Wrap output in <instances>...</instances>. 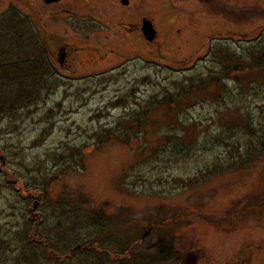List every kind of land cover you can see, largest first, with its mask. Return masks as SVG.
Listing matches in <instances>:
<instances>
[{
	"label": "rangeland",
	"instance_id": "1",
	"mask_svg": "<svg viewBox=\"0 0 264 264\" xmlns=\"http://www.w3.org/2000/svg\"><path fill=\"white\" fill-rule=\"evenodd\" d=\"M17 15L45 69L37 102L0 117V239L45 218L58 232L76 208L109 220L91 237L110 261L81 246L93 263L264 264V137L250 135L264 129V71L220 70L264 54V0H0V18ZM74 255L63 263L84 264Z\"/></svg>",
	"mask_w": 264,
	"mask_h": 264
},
{
	"label": "trees",
	"instance_id": "2",
	"mask_svg": "<svg viewBox=\"0 0 264 264\" xmlns=\"http://www.w3.org/2000/svg\"><path fill=\"white\" fill-rule=\"evenodd\" d=\"M30 28V23H28L27 20L24 21V18H21L18 15L14 17L9 16L6 18H0V117H14L19 115V112L22 108H31L33 104L37 102L36 100L39 99L42 93L38 92L39 89L35 84L37 82L33 81V77L36 76L33 75V73L42 74L45 69V66L43 65L45 64V58H43L44 56L41 54L36 55L35 51L32 52L33 49L27 45L31 35ZM1 48L6 49L2 50ZM30 52L32 53L29 56L28 54H30ZM254 62L255 63L252 64H244L245 66L232 65L234 70L231 69L228 64L222 62L224 66L222 65L220 70L223 71L225 78H228L232 73H235V79L237 74L247 72L248 70L253 72L256 69L258 71H261L262 69L264 71V54L258 57ZM22 70H25L28 74H30L31 79L28 76H26L28 79L23 78ZM220 79V77L214 76L212 81L221 85L222 81ZM42 81H39V88ZM172 100L175 102L174 97H172ZM245 121L251 124L248 118L245 119ZM136 126L138 128L140 125L138 123L137 125L136 123L133 124V129L137 130ZM248 126L249 128H252V125ZM240 128H242V126H238V129ZM234 129H236V127L230 126V128H228V130ZM263 130V127L259 129V133L255 132L254 130H250V135H252L251 138L264 137V134L262 133L264 132ZM109 136L110 134L108 133V137H105V139H109ZM169 140L170 139L167 137L166 143H168ZM260 141L262 142L260 144L264 145V139ZM191 143L193 144V142L190 141L187 145H190ZM101 144H103V142H100L99 146ZM246 146H244V148H246ZM234 147L235 148H230L229 146V149L226 150L228 160L232 159L227 168H232L239 161L237 158L234 159L232 157V152L236 151L238 147L242 150L244 149L240 146L237 147V145ZM248 148L250 147L248 146ZM222 162L219 168L224 167L225 162L228 163L227 160H225L223 163ZM225 170L226 168H224L223 172ZM215 173L217 174V170ZM199 179H201V181L205 180V178ZM72 209L74 210V214L75 212L77 213L76 208ZM73 212H71L72 214L70 213L71 215L66 216L68 219L72 217L73 221L71 220V223L67 227L61 228L58 232L50 231V229L48 230L47 227L49 221H47V218L43 219L41 223L38 224L35 231L40 238L37 241L29 239V234L33 231L27 222L23 227L22 224H18L13 228L11 227L8 231L4 230V237L0 239V247L2 248L0 250V264H65V262L63 263V260L68 262L70 257L72 258L75 256L74 254H82L80 257L82 259L81 262L88 264L93 261V259H90L89 255L95 254L102 257V255L105 253L107 254L106 256L110 261L106 245L104 248V244L97 241L98 236L102 237V233L109 226V220H107L106 214L94 213L91 215L86 214L83 210H79L78 215L81 217V219L77 221L74 219ZM57 220L60 223L62 217H59ZM65 220L66 224H68L67 219ZM82 227H84L85 236H89V239H86L83 242L69 243V240L68 242H64L63 237L67 236V233L65 232L67 229L73 228V230H75ZM94 234L97 238L95 240L91 237ZM170 240L171 241L168 242L166 241V237H164L160 241L161 245H158L159 256L164 257L163 253H166L165 259L170 252L168 249H170V247L173 245V239ZM85 244H97L100 251H96L95 253H93L90 249L81 251V246ZM132 246H135V244H132ZM67 257H69V259H67ZM95 261L96 264L108 263V261L104 262V260H102V262L99 259H95ZM95 263L92 262V264ZM69 264H71V261Z\"/></svg>",
	"mask_w": 264,
	"mask_h": 264
},
{
	"label": "water",
	"instance_id": "3",
	"mask_svg": "<svg viewBox=\"0 0 264 264\" xmlns=\"http://www.w3.org/2000/svg\"><path fill=\"white\" fill-rule=\"evenodd\" d=\"M47 4H50L52 2L56 3L59 2L60 0H44ZM144 26L142 27V29L144 30V33L147 34V38L149 40H153V38L155 37V33H154V29L151 28V24L148 22H144ZM149 35V36H148ZM36 208V206L34 207Z\"/></svg>",
	"mask_w": 264,
	"mask_h": 264
}]
</instances>
